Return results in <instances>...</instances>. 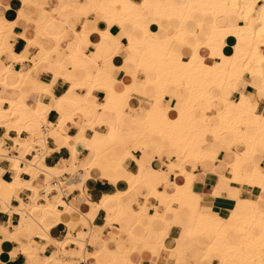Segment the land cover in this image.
<instances>
[{"label":"bare ground","instance_id":"1","mask_svg":"<svg viewBox=\"0 0 264 264\" xmlns=\"http://www.w3.org/2000/svg\"><path fill=\"white\" fill-rule=\"evenodd\" d=\"M60 1L66 5L65 7L68 6V0ZM22 3L25 6L32 4V1L22 0ZM37 6L42 10L36 16L39 21L42 14L49 11L46 5ZM92 12L101 17L85 20L82 32L87 33L89 39L91 34L98 33L102 40L97 42L104 43V47L110 49L111 52L103 63H97L90 76L83 64L82 45L85 38L76 31L70 20L63 17L62 12L56 17H51L45 23L36 21L35 35L33 37L23 35V37L28 42V48L38 47L42 51L40 57H44L50 51L43 45L45 37L52 38L56 45L62 41L67 31L74 32L75 40L71 42L73 49L70 53L72 68L69 69L60 62L56 76L64 77L72 83L70 91L63 97L65 102H76L72 115L90 109V119L80 127L82 136L89 128L94 127L96 120L101 119L103 111L112 113L113 119L101 120L111 127L116 122H122L123 106L133 108L139 106L132 104L133 93L136 91L132 85H125L122 91L115 89L118 82L115 76L117 71L126 72V68L129 66L133 69L132 75L143 71L142 58L133 60L125 56L121 61L117 60L124 49V44L117 38L118 34L127 38L126 45L133 54L137 53L139 48L144 50L143 56L148 57L151 64L149 71L151 83L158 88V93L161 92L162 95L167 96L169 86H175L174 99L182 102L178 115L174 118L170 117L172 103L169 107L155 104L145 116L147 120L153 119L155 124L153 126L145 124L143 130H146L147 134L139 137L136 145L141 150L148 148L149 153L155 151V148L150 147L153 145L163 153L166 142L171 141L175 145L179 143L182 147L183 160L179 163H167L166 166L169 173L173 172L177 176H183L185 181L183 183L176 182V191L173 195L153 190L146 203L162 201L170 203L172 200L184 203L186 201L187 195L192 193L193 175L185 169L184 164L189 159L202 162L207 158L215 157L214 153L210 151L211 149L207 150L203 147L209 134H214L220 140L224 139L226 133L234 136V142L231 145L224 144L225 157L230 160L229 167L232 168V173L231 175H221V180L228 183L242 184L246 182L264 191V171L260 166L263 158L259 160V157L264 155V113L258 110L260 102L264 101V51L262 50L264 47V0H99L97 3L88 4V13ZM196 12L213 17L208 32L195 29L196 27L201 28L204 23L203 20L195 19ZM21 14L22 12L19 13V17ZM74 15L78 19L82 17L78 9ZM151 18L158 19L159 23L164 21L167 23L159 28L151 25ZM227 19L230 23H224ZM16 21L8 20L0 15V34L11 28L12 32L17 31ZM198 32L203 38L202 42L194 41ZM151 40H153L154 48L151 45L143 47ZM3 43L0 41V46ZM142 43L143 45H141ZM182 47L190 49L191 54H183ZM203 49L207 50L206 55L202 53ZM150 50L154 52L149 54ZM14 55L15 62L24 63L30 59L28 51ZM207 58L212 59L213 62H208ZM10 75H16L19 78L18 81L12 82ZM25 84L31 85V90L22 89ZM0 85L3 90L14 89L20 92L19 97L9 99V109L0 106V124L4 123L3 119L9 123L10 121L15 122V117L11 116L13 110H16V113L21 116L28 114L29 119L25 128L30 137L21 140V142L25 145L24 143L29 141L26 146L28 152L37 150V147L41 150L33 161L17 156L11 159L12 169L15 172L14 179L5 181L0 178V196H9L22 183L29 182L20 177L23 170L32 174L33 181L38 180L40 172H42L44 175L42 181L45 185L41 191L43 189L47 192L50 189L56 190L59 202L69 211L70 206L63 198L62 187L65 185L63 178L68 177L67 173H72L73 167L83 168L86 171L85 178H81L80 174H77L79 178L71 183L74 187L82 188L89 177L97 174L110 179L109 173L114 171L119 163L111 167V161L103 155L96 143L85 144L95 156L94 160L87 163L70 165L66 160H62L56 166L50 167L43 162L44 155L49 151L48 136H53L60 144L63 140L62 136L66 138L68 134L63 126L68 119L72 118L71 115L64 113L65 110L61 106V102L53 95L52 85L30 78L26 68H15L13 63L6 64L0 72ZM78 86L87 88L85 96L78 97L76 95L75 89ZM240 86L241 90H239ZM95 89L106 91L105 101L98 103L95 100V102L89 103V98H97L94 93ZM236 91H238V99L232 98V93ZM43 92L52 95L51 103H46L40 98L36 99L33 106L27 103V96L31 94L40 96ZM159 95L161 94L159 93ZM15 106L17 107L14 108ZM52 108L62 113V118L57 123L44 120L45 114ZM67 110L69 109L67 108ZM81 141V139L78 140V142ZM238 141L245 143V150L241 151L242 148H240L241 152L230 153L231 146ZM2 152L0 147V154ZM73 159H75V155ZM22 163H24L23 167ZM137 163L140 165L139 174L128 179L131 188L142 179L147 169H153L151 164L143 163L140 160H137ZM54 178L58 180L57 184L52 183ZM110 180L116 182L117 178L114 177ZM71 185H69V189ZM41 196L43 195L41 194ZM122 196L123 194L104 195L99 203H91L93 209L89 212V217L92 218L100 208H104L108 212L120 210ZM16 197L21 201L22 209L29 210L28 214L24 216L25 223H36L46 231V236L49 238V228L46 225L48 213L63 215L54 210L52 206L54 202L48 198V195H45L47 203L44 205L36 203L35 195L30 196L29 204L23 203L19 196ZM259 198L260 200H254L250 197L241 198L238 194L236 195L230 218L234 219L237 224L235 233L241 237V241L238 245H232L227 239L226 219L218 212L211 214L203 211L200 204L201 196L194 195L195 226L201 228L202 234L209 229L217 233V240L211 251L215 250L225 255L226 264H264V200ZM2 204L10 213H13L14 207L8 200ZM238 205L247 206L249 211L241 213L238 210ZM81 236H84L83 233ZM156 236L157 239L154 241L145 238L144 245L150 248H159L164 233H156ZM58 243L63 250L60 253L62 261L71 262L74 254L70 256L68 250L63 249L64 245L70 243V236L64 242L58 240ZM25 250L27 251V249Z\"/></svg>","mask_w":264,"mask_h":264},{"label":"crops","instance_id":"2","mask_svg":"<svg viewBox=\"0 0 264 264\" xmlns=\"http://www.w3.org/2000/svg\"><path fill=\"white\" fill-rule=\"evenodd\" d=\"M31 1L33 5L26 4L24 6L22 0H0V15L11 21L17 20L16 29L19 32L16 33L17 31H15L9 34L4 43L3 49L8 48V51L6 54H2L3 49L0 52V72L8 63H13L15 68H26L30 78L52 85L51 91L55 98L61 102V106L65 110L64 113L72 116L63 126L68 134L66 138L62 136L63 140L60 144L57 143L53 136H48L47 146L49 151L44 155L43 162L50 167L56 166L62 160H66L70 165L87 163L94 160L95 156L85 144L96 143L103 155L111 161V167L115 166L116 163H119V165L118 169L116 168L117 170L115 169L109 173L110 179L117 178L116 182H112L110 179L103 178L100 174H97L89 177L82 188H74L71 185V191L63 197L66 203H69V211L59 202L56 190L50 189L48 192L42 193L43 196H41V189L45 185L42 181L44 178L42 172H40V178L33 181L32 174L27 170H23L20 173V177L24 181L29 182L22 183L9 196H0V264H71L72 262L67 260L58 263L62 261L60 258L62 256L60 255L62 246L58 243V240L64 242L69 236L70 243L64 245L63 249L65 251L68 250L67 252H82L83 261L80 264H226V256L215 250L211 251L217 240L215 231L207 230L203 233L205 235L203 238H190L188 231L201 230L200 227L195 226L196 212L193 208L194 195H199L201 196V209L211 214L218 212L223 216L227 221V239L232 245H238L241 237L235 233L237 225L235 220L230 218L236 195L238 194L241 198L250 197L254 200H260L259 197H261L264 200V191L257 186H251L246 182L242 184L228 183L221 180V175H231L232 173V168L229 167L230 160L225 157L224 144L231 145L234 142V136L226 133L224 139L220 140L214 134H209L203 147L207 150L211 149L210 151L214 153L215 157L207 158L202 162L195 159H189L185 162V169L193 175V183L191 186L192 193L187 195L184 203L179 200H172L170 203L163 201L159 203L152 202L151 204L146 203L153 190L156 189L160 193L173 195L176 191V182L183 183L185 181L183 176H177L173 172L169 173L166 166L167 163H179L183 160L182 149L173 142L168 141L165 143L163 153L153 145H150V147L155 148L153 153H149L148 148L141 150L136 145L141 136H146L147 134V131L143 130L145 124L151 126L155 124L153 119H145L146 114L155 104L169 107L170 103H172L170 117L174 118L178 115L182 102L174 99L175 86H169L168 95L163 96L161 101H156L158 88L151 83V73L149 72L151 64L148 59H142L143 71L136 75H132L133 69L130 66L126 68V72L117 71L115 76L118 82L115 85V89L122 91L125 85H132L136 89L133 93L132 104L139 106L136 108L126 106L128 108L125 107L121 112L122 122H116L111 127L101 122V120L109 121L113 119V115L108 111H103L101 119L96 120L94 127L89 128L82 136L80 127L84 126L90 119V109H85L72 115L76 102H65L63 100V97L70 91L72 83L64 77L56 76L60 62L67 68H72L70 53L73 49L71 42L75 40L74 32L67 31L62 41L56 45L52 38L45 37L43 45L50 51L44 57H40L42 51L38 47L28 48V42L23 35L28 37L35 35V24L38 21L36 16L38 12H42L37 5H46L49 11L48 13L44 12L38 22L45 23L51 17H56L62 12L63 17L70 20L76 31L80 32L85 38L82 45L84 52L83 64L90 76L95 70L97 63H103L111 52L110 49L104 47V43L97 42L100 40L98 33L91 34L90 40L88 34L84 31L82 32L85 20H94L96 17H101L93 12L88 13V4L97 3L99 0H68L67 7L60 0ZM77 9L82 14L79 19L74 15ZM20 12L22 14L19 17ZM194 17L197 21L203 20L204 22L201 28H195L197 31L201 29L204 32H208L210 30V25L213 21L211 15L196 12ZM224 23H230V21L227 19ZM162 25L164 26L165 23ZM161 26L158 27L160 28ZM117 36H119L117 37L118 40L124 44L123 52L117 57L118 61H121L125 56L133 60L141 58L138 52L133 54L130 48L127 47V38L119 34ZM194 41H203L200 32L197 33ZM263 48L262 50L264 51ZM25 51H28L30 59L24 61V63L15 62L14 54H22ZM181 52L185 55L191 54V50L186 47H182ZM202 53L206 55L208 52L203 49ZM207 61L213 62L210 58H207ZM18 79L16 75H10L12 82H16ZM23 88H25L24 90H31L32 87L29 84H25L22 86ZM241 89L242 87L240 86L239 90ZM86 91H88L87 88L81 86L75 89L78 97L85 96ZM94 93L97 98H89V103H93L95 100L98 103L105 101L107 95L105 90L95 89ZM19 96L20 92L18 90H3L0 85V106L2 108L9 109V99H15ZM143 97L155 101L146 112H138L137 110L141 108V104H144L143 99L145 98ZM38 98L46 103L53 101L52 95L44 92L40 96L38 94L29 95L26 101L30 106H33ZM232 98H239L238 91L232 93ZM147 102L149 103L150 101ZM125 109H129L132 116ZM258 110L264 113V101L260 102ZM136 114L138 116L135 117L134 115ZM128 117L133 121L127 123L129 121ZM61 118L62 113L52 108L45 114L44 120L57 123ZM28 119V114L22 116L18 114L14 118L15 122L10 121L9 123V121L3 119L4 123L0 124V147L3 150L0 154V178L5 181L14 179L15 172H13L11 162L13 157L17 156L33 161L38 155L39 149L28 152L21 142V140L30 137L29 132L25 128ZM149 120L152 122L151 124L148 123ZM138 123L142 125L141 128L138 127ZM128 125H130V128L127 127ZM79 139L82 141L78 142ZM115 139L116 141H114ZM15 142H19L21 146L18 147L16 145L14 148L13 144ZM245 148V143L238 141L231 146L232 151L230 153L241 152ZM74 155L75 159H73ZM262 158L260 166L264 171V155L260 156L259 160ZM137 160L151 164L153 169H147L142 179L131 188L128 179L138 175L140 172V165ZM166 171L168 172L165 173ZM67 174H80L81 178L86 177V171L83 168L73 167L72 173ZM52 190L55 193L50 198L49 192ZM44 194L48 195V198L54 202L52 205L54 210L63 214L58 216L48 213L46 225L49 228V238L46 236V231L41 229L36 223H25L24 216L28 214L29 210L24 211L21 201L16 197L19 196L23 203L29 204L30 196L35 195L36 203L44 205V203H47ZM114 194H123L121 199L122 208L120 210L108 212L104 208H100L92 218L89 217V212L93 209L91 203H99L104 195ZM140 197L142 198L140 199ZM41 199L43 202L40 201ZM161 199L163 200L164 198L162 197ZM7 200L14 207L13 213H10L5 208V205L2 204V202ZM174 203H177L176 207ZM177 210L186 211V214L178 215L176 213ZM238 210L241 213L249 211L245 205H238ZM207 232H213L215 235H207ZM82 233L83 237L81 236ZM88 233L87 237L89 239H86V245L84 244V247L80 248V242H83L85 235ZM156 233H164V238L160 241L159 248H150L144 245L145 238L152 241L156 240ZM72 259L75 258L72 257Z\"/></svg>","mask_w":264,"mask_h":264},{"label":"rangeland","instance_id":"3","mask_svg":"<svg viewBox=\"0 0 264 264\" xmlns=\"http://www.w3.org/2000/svg\"><path fill=\"white\" fill-rule=\"evenodd\" d=\"M150 23H151V25H155V26H161L163 23H167V21H164L163 23H159V21H158V19H154V18H151L150 19ZM12 31H13V29L11 28L10 30H5V32H3V33H1L0 34V41H3L4 43H5V41H6V39H7V37H8V35L9 34H11L12 33ZM100 40H102V38H100ZM153 40H151V41H149V42H147V44L146 45H143V43L141 44V45H143V47L144 46H152L153 48H154V43L152 42ZM4 43H3V45H1L0 46V52H1V50L3 49V47H4ZM8 51V48L7 49H3V51H2V54H6V52ZM94 51H95V49H94ZM144 51V50H143ZM142 51V48H139L138 49V53L140 54V57L142 58V59H148V57H146V56H143V54H144V52ZM148 52V51H147ZM154 51H152V50H150L149 51V54L151 53H153ZM142 72V71H141ZM170 86H174V85H170ZM159 93L161 94V95H159ZM158 93V96H157V100L156 101H161V99H162V97L164 96V95H162V93L161 92H159ZM218 94H219V92H217ZM216 93V94H217ZM143 98H145V99H143V101H144V104L142 103L141 104V108L139 109V110H137L138 112H146L147 111V109L150 107V105L152 104V103H154V101L155 100H150V99H148L147 97H143ZM147 101H150L149 103L147 102ZM164 101V100H163ZM148 103V104H147ZM17 106H15L14 108H16ZM126 106H123L122 107V110H124V108H125ZM147 107V108H146ZM125 110H127L128 112H129V114H130V116H132V114H131V112L129 111V109H125ZM18 115V113H16V110H13L12 111V114H11V116H14V117H16ZM135 117L136 116H138L137 114L136 115H134ZM129 118V121L127 122V123H130V121H133V120H131L130 119V117H128ZM148 123H152L150 120L148 121ZM139 124V123H138ZM143 124V123H142ZM130 125H128L127 127L128 128H130L129 127ZM138 127H142V125L141 124H139V126ZM243 128V127H242ZM22 129V128H21ZM126 132V131H125ZM114 141H116V139L114 140ZM25 145H23V146H27L28 144H29V141H26L25 143H24ZM16 145H18V147H20L21 146V144L19 143V142H15L14 144H13V146H14V148H15V146ZM176 146H178L179 148H181L182 149V147H181V145L179 144V143H176ZM37 150H38V148H37ZM36 150V151H37ZM38 152H41V150H38ZM172 155H176V154H172ZM215 160V159H214ZM39 186H42V185H39ZM75 188V187H74ZM68 192H70V189L68 188ZM36 193H38V192H36ZM55 192L52 190L50 193H49V197L51 198V196L54 194ZM41 194H42V192H41ZM142 197H140V199H141ZM40 201H42V200H40ZM174 206L176 207L177 206V203H174ZM176 213L178 214V215H182L183 213H185L186 214V211H176ZM188 214V213H187ZM89 232H90V230H89ZM188 233H189V235H190V238H193V237H197V238H203L205 235L204 234H202V230H199V229H197V230H195V231H188ZM208 234H210V235H215V234H213V232L211 233V232H207V235ZM89 235V233L88 234H86L85 235V238H84V240H83V242H80V244H79V246H80V248H83V245L85 244L86 245V237ZM91 239V238H90ZM83 244V245H82ZM68 247V246H67ZM79 248V249H80ZM63 252V250H61V253ZM74 254V255H73ZM220 254H222V253H220ZM68 255H70V256H72L73 255V258H75L76 260L74 261V259H71V264H80V262H81V260H82V252H79V253H76V252H68ZM223 255V254H222ZM225 256V255H224ZM60 262H63V261H59L58 263H60Z\"/></svg>","mask_w":264,"mask_h":264},{"label":"built area","instance_id":"4","mask_svg":"<svg viewBox=\"0 0 264 264\" xmlns=\"http://www.w3.org/2000/svg\"><path fill=\"white\" fill-rule=\"evenodd\" d=\"M43 127L46 128L45 125H43ZM67 176H68L67 178H65V179L63 178V182L65 184L62 187L63 191H64V196L69 194L68 187H69V185H71L72 181L77 180L79 178L78 175H69V174H67ZM52 183L57 184L58 183L57 179L54 178ZM42 193H45L44 189H43ZM86 239H89V237H87Z\"/></svg>","mask_w":264,"mask_h":264}]
</instances>
